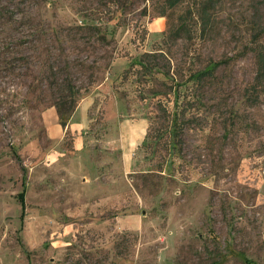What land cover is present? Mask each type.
I'll return each mask as SVG.
<instances>
[{
	"label": "rangeland",
	"instance_id": "obj_1",
	"mask_svg": "<svg viewBox=\"0 0 264 264\" xmlns=\"http://www.w3.org/2000/svg\"><path fill=\"white\" fill-rule=\"evenodd\" d=\"M170 1L0 0V264H264V0ZM153 49L174 78L131 63ZM212 61L188 98L162 83ZM87 95L74 150L82 113L58 139L44 111Z\"/></svg>",
	"mask_w": 264,
	"mask_h": 264
},
{
	"label": "trees",
	"instance_id": "obj_2",
	"mask_svg": "<svg viewBox=\"0 0 264 264\" xmlns=\"http://www.w3.org/2000/svg\"><path fill=\"white\" fill-rule=\"evenodd\" d=\"M178 0H171L170 1V5H175L177 4ZM162 15H165V13H163ZM186 24V21H182L178 27L175 30V34L174 32H172V34L174 36H181L182 33V28H184ZM168 37V35H166V38ZM253 49L255 51V57H256V62H257V70H256V74H255V78L254 81L246 88V100L250 101L251 103H257L260 100V97L262 94H264V43L263 42H257L254 46ZM166 57L165 55V51L162 50H158V49H153L150 51H145L142 53V55L137 58L136 60H132L131 63H137L140 62L142 64L143 67L146 68V70H161L165 75L171 76L172 78L175 77V75H172L170 73V63H164L161 62V58ZM219 65V61H212L211 63H209L208 65H206L203 68H200L196 71H194L193 73H191L190 75L194 76V83H190V82H185L184 83V89H181L180 87V82L176 80L168 83L167 81H163L162 83L164 84V86L169 85V87L173 90V92L175 93V98L179 99L182 96V92L184 93L183 96H186L187 98L189 96H191V94H193V89L194 88H198V84L201 81H204L205 79H207V77H211L214 75V71L216 69V67ZM131 66V64H130ZM127 67L125 70L128 71L131 67ZM152 91L154 94H159L162 91V89H159L157 87H152ZM169 92V91H167ZM168 94V93H165ZM74 102L73 101V106H74ZM178 102V101H177ZM72 103V102H71ZM70 103V104H71ZM69 104V111L71 110V108L73 107L72 105ZM77 106V104H76ZM56 107L57 110L60 114V118H61V123L66 126L67 124V118L64 117L65 111L61 108V106L59 104L56 103ZM162 110H163V114H168L170 113V110L167 106L163 105L162 106ZM177 111V110H176ZM177 114V113H176ZM169 115V114H168ZM170 122V126L173 128H177L180 125V122H178V120L171 118ZM148 136V132L146 134V137ZM249 260L252 262L253 260L249 258Z\"/></svg>",
	"mask_w": 264,
	"mask_h": 264
},
{
	"label": "crops",
	"instance_id": "obj_3",
	"mask_svg": "<svg viewBox=\"0 0 264 264\" xmlns=\"http://www.w3.org/2000/svg\"><path fill=\"white\" fill-rule=\"evenodd\" d=\"M90 98H91V96L87 95L77 104L73 113L71 114L70 118L68 119L66 126L63 125V127L60 123V119L58 117H56V114L58 116V110H57L56 106L48 107L44 111L45 115L47 112L49 114H51L50 119H47V117L44 116V118L46 117L44 119V122L46 124V128L48 129V131H50V133L52 132L54 127L59 128V132L57 135L58 139H59V137L60 138L63 137V135L66 136V133L68 132V130H71L72 121L75 118L76 114L78 112L82 113V119L78 121V123L76 124V127L74 129V132H73V135L76 138V140H74L72 142L73 145L71 146V148L74 150L81 149L86 144V143H84L82 138H84V134H85L84 130L87 127L89 121L91 120L90 115H89V111L91 108L90 107V100H91ZM50 143H51L49 145L50 146V152H48V154L50 156V163L52 164V170L53 171L60 172L61 170L64 169L66 171V175L70 176L73 179L78 178V180L84 181V182H87L90 179L89 173L86 172V170L82 166V163L79 164L77 161H69L67 163H65V162L61 163L60 159H59V155H58V159L55 160L56 158L53 157L55 155L53 152V149L58 148L60 141L56 142L55 144H53V142H50ZM45 156H47V154ZM78 173H79V175L81 174V178L79 177ZM97 177H99V175ZM99 205H100L99 203H97V204L95 203V206L93 208H95V210L100 209ZM93 208H89V210L91 211V209H93Z\"/></svg>",
	"mask_w": 264,
	"mask_h": 264
}]
</instances>
